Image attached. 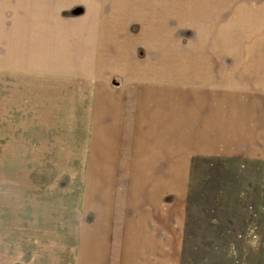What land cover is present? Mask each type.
<instances>
[{
  "label": "rangeland",
  "instance_id": "obj_1",
  "mask_svg": "<svg viewBox=\"0 0 264 264\" xmlns=\"http://www.w3.org/2000/svg\"><path fill=\"white\" fill-rule=\"evenodd\" d=\"M192 3L203 43L184 28V46L208 50L226 2ZM246 5L244 50H264V0ZM96 94L88 82L0 74V264H264V123L242 140L246 156L145 170L168 165L100 144L111 140L100 139ZM113 248L121 257L95 256Z\"/></svg>",
  "mask_w": 264,
  "mask_h": 264
},
{
  "label": "crops",
  "instance_id": "obj_2",
  "mask_svg": "<svg viewBox=\"0 0 264 264\" xmlns=\"http://www.w3.org/2000/svg\"><path fill=\"white\" fill-rule=\"evenodd\" d=\"M201 1L0 0V74L92 84L100 139L118 140L111 153L168 165L145 170H185L180 164L195 156H246L242 140L263 132L264 50H244L246 0H225L223 19L214 9L209 49L187 50L190 29L192 44L203 43L187 5ZM114 76L122 82L112 86ZM121 250L95 256L110 261Z\"/></svg>",
  "mask_w": 264,
  "mask_h": 264
}]
</instances>
